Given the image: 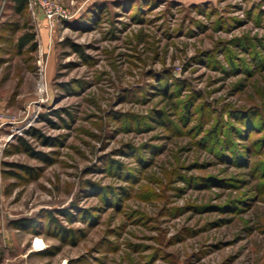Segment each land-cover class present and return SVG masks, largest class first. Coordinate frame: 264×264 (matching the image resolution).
<instances>
[{"label":"rangeland","instance_id":"1","mask_svg":"<svg viewBox=\"0 0 264 264\" xmlns=\"http://www.w3.org/2000/svg\"><path fill=\"white\" fill-rule=\"evenodd\" d=\"M55 1L69 19L46 48L29 9L0 39V112L17 122L0 209L37 230L11 233L14 253L264 264V0ZM23 26H35V50H18ZM18 136L45 160L14 148Z\"/></svg>","mask_w":264,"mask_h":264},{"label":"trees","instance_id":"2","mask_svg":"<svg viewBox=\"0 0 264 264\" xmlns=\"http://www.w3.org/2000/svg\"><path fill=\"white\" fill-rule=\"evenodd\" d=\"M197 5V4H196ZM106 5H101L99 6V11L100 10H104ZM254 7L257 6L256 4L253 5ZM252 6V7H253ZM251 8H249V11H251ZM5 9H10V11L12 13H15L17 15H23L25 14V12L29 9L28 6V0H8L5 6ZM255 9V8H254ZM30 10V9H29ZM12 22L10 21H3L0 24V39H1V33L8 31V30H16V31H20V29H22V27H20L17 23L11 25ZM26 28L27 31L24 32L23 34H21L18 39H17V48L18 50H22L24 47L29 46L31 49H36L38 46L37 43V30L35 31V26H31V27H26L23 26V28ZM24 28V29H25ZM57 116H59V114L56 113ZM230 121V119H228V122ZM160 123H162L161 121H159ZM219 122L223 125H226L228 122H225L223 119V116H219ZM24 135L28 136V137H40L39 135V131L33 128H30L29 130L24 132ZM16 141L18 142L14 148H16L17 150L22 149L24 151H27L29 154L35 155L37 156L39 159L45 160L44 155H42L41 153H34L33 150L31 149V146L28 142V140H26L25 136H18L16 137ZM21 169L27 170V168H25L24 166H18ZM12 175L15 176H19L18 174H14V173H10ZM61 214L63 215H68L65 211L60 210ZM51 214V213H50ZM51 216V215H50ZM51 220H49L50 224L51 222L56 225L57 222L55 220V218L50 217ZM36 223L35 221H33V219H18V220H12L11 222H9V226L14 228V229H18V230H23V231H29L31 233H37V230H33L35 227ZM57 228H60V232L62 233H67L69 231L63 229L62 227H60L58 224L56 225ZM31 229V230H29ZM61 234V233H60ZM40 254L42 255H48L45 251L40 252Z\"/></svg>","mask_w":264,"mask_h":264},{"label":"crops","instance_id":"3","mask_svg":"<svg viewBox=\"0 0 264 264\" xmlns=\"http://www.w3.org/2000/svg\"><path fill=\"white\" fill-rule=\"evenodd\" d=\"M7 1L8 0H5V2H3V0H0V5L2 7H5ZM5 11L6 12L3 14V16H1V19L4 20L0 21V24L3 21H5V19H7L10 15H12L10 9H5ZM35 11L36 12L34 13V21L38 32V37L40 39V45L44 49V47L46 48V45L48 44V38L50 36V32L45 27V19L43 14L39 10H35ZM9 129H11V127L9 126H5L2 129H0V154L5 145L4 143L5 138L11 131ZM0 181H1V173H0ZM16 232L19 231L10 227L8 223H6V221L4 220L3 212L0 209V264H15V261H17L18 259H21L20 264H23V261L24 264H28L27 263L28 257L32 253H35V251H37L33 249V252L30 251L31 253L27 252L20 255L15 254L12 247L13 245L11 243V233H16Z\"/></svg>","mask_w":264,"mask_h":264},{"label":"built area","instance_id":"4","mask_svg":"<svg viewBox=\"0 0 264 264\" xmlns=\"http://www.w3.org/2000/svg\"><path fill=\"white\" fill-rule=\"evenodd\" d=\"M3 2H5V0H3ZM28 6L32 12L39 10L43 14L45 27L49 30L50 34H52L57 23L69 19L67 9L55 0H28ZM16 123L15 118H13L9 113L0 112V129ZM12 129L11 132H14ZM12 136L13 134L9 135V137Z\"/></svg>","mask_w":264,"mask_h":264},{"label":"bare ground","instance_id":"5","mask_svg":"<svg viewBox=\"0 0 264 264\" xmlns=\"http://www.w3.org/2000/svg\"><path fill=\"white\" fill-rule=\"evenodd\" d=\"M43 247V242L40 239H36L34 242V248L35 249H41Z\"/></svg>","mask_w":264,"mask_h":264}]
</instances>
